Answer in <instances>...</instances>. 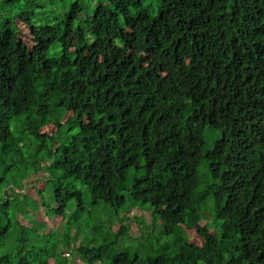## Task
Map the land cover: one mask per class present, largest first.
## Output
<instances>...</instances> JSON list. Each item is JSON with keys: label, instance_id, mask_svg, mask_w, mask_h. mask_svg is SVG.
Here are the masks:
<instances>
[{"label": "trees", "instance_id": "1", "mask_svg": "<svg viewBox=\"0 0 264 264\" xmlns=\"http://www.w3.org/2000/svg\"><path fill=\"white\" fill-rule=\"evenodd\" d=\"M154 2L0 0V264L83 189L139 246L80 264H264V0Z\"/></svg>", "mask_w": 264, "mask_h": 264}, {"label": "rangeland", "instance_id": "2", "mask_svg": "<svg viewBox=\"0 0 264 264\" xmlns=\"http://www.w3.org/2000/svg\"><path fill=\"white\" fill-rule=\"evenodd\" d=\"M143 2L147 5L151 4L156 6L154 0H143ZM182 62L184 63L185 61L183 60ZM173 70V66L166 65L163 67V71L165 72V74L173 72ZM41 186L42 184H40L39 187ZM83 191V202L85 204L84 209L76 208V205L78 206V202L75 199L74 201L69 202V211L65 216L56 215L52 212H49V210H45L42 207L46 211V215L45 211L40 206L36 211L37 217L30 214V219L32 221V223L30 224H32L33 227H39L38 225H40L41 223H44L45 225L49 224L50 226H53L54 223H58V225L54 227V230L52 232L48 231L49 233H51L50 235H47V237H38L34 245L35 247H37L38 250L42 248V250L46 249L49 252L55 251L61 258L62 262H64L65 264L82 263L83 260L79 257L80 254L77 252L78 247L81 244H83L84 246H100L102 241V244H104V241L108 242L109 237L110 241L112 242L114 240V237H116L113 233L115 231L116 234V219L115 217H113V208H111V206H109L103 200H101L97 204L90 203V194L88 193L87 189H83ZM31 192H35L34 186H32ZM31 210L33 209L31 208ZM135 213L141 214L139 210H136ZM69 220H71V222H69ZM132 222L134 226L133 234L138 235L139 231L137 229V225L135 224V219L133 216ZM112 226L114 230H112ZM99 227L101 229H97ZM161 227V222H158L156 226L158 232L160 231ZM67 234H69L70 236L68 242L67 240L69 236ZM74 235H76V237ZM190 235L192 241L199 244L202 243V240L198 239L194 230L190 231ZM137 242L139 241L134 240L127 243L121 240L120 246L115 242L110 243L109 246L114 248L116 246H119V248H121L119 250L123 251L125 249L124 245L129 247L130 245H133V243ZM138 246L139 243H137L135 246L130 247L133 249L134 247ZM144 252H147L146 248L144 249ZM106 261L107 259L105 260V262Z\"/></svg>", "mask_w": 264, "mask_h": 264}]
</instances>
